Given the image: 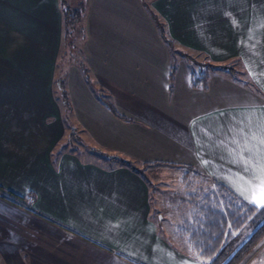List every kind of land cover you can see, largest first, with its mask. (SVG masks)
I'll return each mask as SVG.
<instances>
[{
	"label": "crops",
	"instance_id": "obj_1",
	"mask_svg": "<svg viewBox=\"0 0 264 264\" xmlns=\"http://www.w3.org/2000/svg\"><path fill=\"white\" fill-rule=\"evenodd\" d=\"M70 1L90 83L77 63L56 73L59 0H0V262L200 264L158 233L141 172L112 157L192 166L249 203L241 161L264 155V0ZM156 18L178 54L237 59L252 84L213 75L207 90L191 88L179 59L169 89ZM66 90L71 124L110 163L61 148ZM263 244L243 264H264Z\"/></svg>",
	"mask_w": 264,
	"mask_h": 264
},
{
	"label": "trees",
	"instance_id": "obj_2",
	"mask_svg": "<svg viewBox=\"0 0 264 264\" xmlns=\"http://www.w3.org/2000/svg\"><path fill=\"white\" fill-rule=\"evenodd\" d=\"M78 9L69 10L65 14V27L76 28L79 20ZM63 17V16H62ZM155 24L160 36L170 52L178 54L174 42L166 35L164 25L157 18ZM189 63V86L195 89L207 90L211 76L220 70H234L231 66L214 62L208 58L201 61L197 55L179 53ZM192 63H197L192 65ZM79 67L90 83L88 72L78 61ZM176 66L170 67V85L176 73ZM97 100L106 107L110 113L120 119L127 120L116 108L109 93L102 87L95 86ZM60 95V94H59ZM60 102L63 110V119L70 122V111L66 95L61 92ZM121 164H126L136 173L147 169L179 168L181 169V182L190 187L200 179V187L188 193L191 205L190 219L185 222L177 232L178 237L185 242L187 254L200 264H243V262L264 242V210H258L254 205L237 196L227 187L216 181L208 179L192 166L173 164L163 161L131 162L124 157H112Z\"/></svg>",
	"mask_w": 264,
	"mask_h": 264
},
{
	"label": "rangeland",
	"instance_id": "obj_3",
	"mask_svg": "<svg viewBox=\"0 0 264 264\" xmlns=\"http://www.w3.org/2000/svg\"><path fill=\"white\" fill-rule=\"evenodd\" d=\"M59 7L63 16V31L56 67L57 74H60L62 69H66L70 65L78 63V61L83 59V55L81 54L83 51V38L79 35V28L77 27L74 29L65 27L64 25V19L66 20L65 14L69 12V10L71 12L74 10L73 2L70 0H59ZM192 55H195V53ZM197 56L200 61L203 58H207L202 54H198ZM169 57L171 66H177L178 60L183 59L189 69L190 62L181 54L172 52ZM219 63L231 66L234 70H220L215 75L223 76L241 84H248L250 79L246 77V69L240 61L237 59H229ZM196 64L197 63H192V65ZM92 83L94 84V81H92ZM254 89L257 90L256 87H254ZM67 97L68 93L66 90V99ZM67 124L69 125L68 121ZM73 128H75L74 131L71 127L70 130L66 128L64 136L60 141L62 149L72 152L82 161H90L98 164L110 163L104 156L105 154L102 155L90 139L84 135L83 132L79 131L76 123L73 125ZM72 132H74V134ZM140 172L147 183H149L150 218L155 221L158 233L165 236L167 240L175 246L187 250L188 248L185 242L178 237L177 232L180 227L190 219L191 205L189 204V197L187 194L196 191V188L198 189L200 187V179L187 188L181 182V175L183 172L181 169L156 168L144 171L141 170ZM261 248L262 246L260 249ZM0 264L2 263L0 262Z\"/></svg>",
	"mask_w": 264,
	"mask_h": 264
},
{
	"label": "snow or ice",
	"instance_id": "obj_4",
	"mask_svg": "<svg viewBox=\"0 0 264 264\" xmlns=\"http://www.w3.org/2000/svg\"><path fill=\"white\" fill-rule=\"evenodd\" d=\"M233 23H236L233 21ZM253 140L257 139L255 135ZM259 144L264 146V135L259 138ZM244 165V171L250 173L249 179L246 181L247 188L241 189V194L245 195L249 203H252L258 210H264V155L257 156V162L252 163L251 159L241 161ZM243 179V177H241ZM251 193L249 195L248 193Z\"/></svg>",
	"mask_w": 264,
	"mask_h": 264
}]
</instances>
